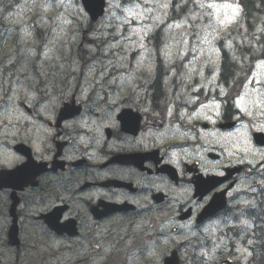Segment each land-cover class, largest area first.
<instances>
[{
    "label": "flooded vegetation",
    "instance_id": "flooded-vegetation-1",
    "mask_svg": "<svg viewBox=\"0 0 264 264\" xmlns=\"http://www.w3.org/2000/svg\"><path fill=\"white\" fill-rule=\"evenodd\" d=\"M138 90L144 98L146 90ZM114 92V87L100 88V104H106L109 96ZM65 93L66 99L63 100V104L70 103L74 97L76 98L75 95L67 98L69 92ZM40 103L32 111L33 117L38 118L39 121L33 126L25 124L17 136V143L28 145L32 150V158L36 161L25 174L28 187L18 193H21L23 207L27 205L25 200H29L28 215L42 216L56 207L69 205L64 220L77 219L80 235L76 238L67 237L66 243L74 244L70 239L77 240L85 235L93 236L92 231H83L89 224L88 218L93 220V227L97 228L110 219H120L127 215L137 218L143 213L146 217L151 214L162 224L165 217L178 222H190L192 228L197 231H207L205 228L209 226L207 232L212 233L217 231L221 223L228 225L230 216L242 213L238 223L242 226L248 225L250 216L248 212H243L244 195L243 189H240L245 170L233 175L230 181L227 179L205 181V177L208 176L225 177L227 175L229 178V167L220 161H217L218 163L214 166L212 158L208 154H203V133L207 126L203 125V121L194 119L188 126L180 123L172 133L164 137L163 134L158 133L159 130H156L155 133H150L143 138V145L131 142L127 147L124 142L131 137L116 131L120 143L103 148L100 155L101 162L97 163L95 160L98 159L99 146L90 137L92 126L85 125V121H88L87 108L91 105L90 99L87 102L78 101L79 110H71L69 114L73 117L59 126L56 124L57 113L52 107L47 109L46 118L35 114L36 111L41 110ZM136 107L135 104V109ZM229 110L230 107L227 104L220 118L215 114L205 113V116L212 121L210 126L219 127ZM142 111L144 109H140V112ZM154 113L151 112L150 115ZM148 114L145 115L146 122L149 121ZM48 120L54 124H47ZM119 154L125 158L123 165L110 166L105 163ZM69 155L84 156L85 163L79 171L67 160ZM13 156L15 160L13 164L9 167L6 164H0V170L13 169L26 163L25 157L17 153H13ZM66 161L69 167L65 172H61L62 163ZM184 164L188 165L184 168ZM70 169L73 172H68ZM151 169L153 172L149 174L148 171ZM161 169L163 173H169L170 177L164 176L161 178V184H156L153 182V178H156L155 171L159 172ZM61 173H68L70 184L79 187L77 189L79 196L75 197L79 203L90 201L86 205L74 206L76 216L70 214L71 204L67 200V192L59 183L58 177ZM113 180L120 183L109 186L99 185ZM228 188H232V192L228 195L224 209L210 214L204 221L199 222L198 220L209 212L208 210L202 215L206 208L212 205L214 200H218V197L220 201V194L226 192ZM9 191L4 189L0 191V195L8 196ZM160 192L167 197L158 194ZM100 202L128 204L134 206L135 211L115 212L96 220L91 208Z\"/></svg>",
    "mask_w": 264,
    "mask_h": 264
},
{
    "label": "rangeland",
    "instance_id": "rangeland-1",
    "mask_svg": "<svg viewBox=\"0 0 264 264\" xmlns=\"http://www.w3.org/2000/svg\"><path fill=\"white\" fill-rule=\"evenodd\" d=\"M15 1V0H14ZM133 3L131 6H121L117 0H112V6L115 8H123L121 14H116L110 20L115 21L118 28V34H124L127 37L126 43L125 39L122 38L118 45H125L126 49L131 50L134 48H144L145 46V36L150 32V30L155 26L161 24V26H166L168 10L170 7V0H132ZM200 12L189 14L185 16L184 20L172 23L168 32L170 37L174 40L169 45V50H196L198 52H203L205 56L206 51H216L218 47L215 44V39L222 36V32L229 25L234 24L239 19L240 7L235 1L229 0L226 2H209L207 0H196ZM23 3H32V4H41L44 7H50L54 9L53 13V23H58L57 31H59L60 37H64L68 34V28L70 23L69 16L77 14L73 9L76 7V0H21ZM210 5H215V7H210ZM180 17H184L183 14H179ZM177 17V14L174 15ZM80 20H82L80 18ZM24 21V18L20 15L18 11L12 13L11 15L6 16L7 24H15L17 22L21 23ZM223 21V23L221 22ZM124 24H127V30L124 31ZM9 27L12 29V27ZM123 32V33H122ZM178 42V44H177ZM242 44V43H241ZM12 47L6 45L5 50H11ZM206 60H209L206 58ZM245 67V66H243ZM245 69L246 68H242ZM255 83L264 85V62H260L254 66ZM253 97L251 101L248 102L250 110L257 112L256 117L258 123L255 124V128L263 130L264 122L262 121L264 117V94L260 96L258 94L261 91L260 87L252 86ZM262 92V91H261ZM263 93V92H262ZM254 121L253 123H255ZM243 134H246V128L244 129ZM37 253L43 257L50 255L49 251H38ZM246 253V254H245ZM6 256V252L3 253ZM27 254L29 258L36 259L35 252L28 251ZM34 254V255H32ZM110 252L108 253V257ZM229 257L234 256L232 252H228ZM242 256H249L247 250H240V258ZM15 258V254H14ZM244 257L243 260L246 259ZM13 260V258H12ZM247 260V259H246ZM48 262H36L35 264H54V260H49ZM103 261V256L95 257L94 262ZM4 264H15L11 260H6ZM103 264V263H101ZM128 264H140L137 261H130Z\"/></svg>",
    "mask_w": 264,
    "mask_h": 264
},
{
    "label": "trees",
    "instance_id": "trees-1",
    "mask_svg": "<svg viewBox=\"0 0 264 264\" xmlns=\"http://www.w3.org/2000/svg\"><path fill=\"white\" fill-rule=\"evenodd\" d=\"M172 1V12L173 14H177L176 18H184L180 17L179 14H183L184 16L190 14V13H199L200 8L196 4V2L193 3L194 8H192V2L193 0H171ZM195 1V0H194ZM209 2H214L216 0H207ZM220 1V0H217ZM241 7L242 12L240 19H243V27L247 29L249 33L252 32L257 26L264 23V0H238ZM242 27V26H240ZM232 33L231 37L233 35H237L236 42L232 47L230 48H224L225 50L223 61H224V68L226 70H230L234 67L235 63L242 60L243 58H248L252 55V52L249 51L250 48L244 49L243 46H240V39L241 36H243V31L241 28L235 29ZM229 35L228 33H226ZM246 35V31L244 33ZM230 36V35H229Z\"/></svg>",
    "mask_w": 264,
    "mask_h": 264
},
{
    "label": "water",
    "instance_id": "water-1",
    "mask_svg": "<svg viewBox=\"0 0 264 264\" xmlns=\"http://www.w3.org/2000/svg\"><path fill=\"white\" fill-rule=\"evenodd\" d=\"M86 5H96L95 7H90L88 8V11H90L91 13L94 12H102L103 9V0H84ZM167 264H171L169 262H167ZM174 264H177V262H175Z\"/></svg>",
    "mask_w": 264,
    "mask_h": 264
},
{
    "label": "snow or ice",
    "instance_id": "snow-or-ice-1",
    "mask_svg": "<svg viewBox=\"0 0 264 264\" xmlns=\"http://www.w3.org/2000/svg\"><path fill=\"white\" fill-rule=\"evenodd\" d=\"M210 7H215V5H210ZM223 23V21H221Z\"/></svg>",
    "mask_w": 264,
    "mask_h": 264
}]
</instances>
